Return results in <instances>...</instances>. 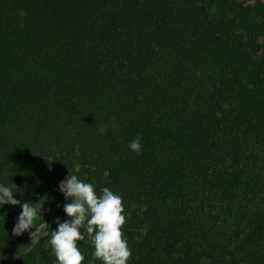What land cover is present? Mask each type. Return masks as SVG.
Instances as JSON below:
<instances>
[{
  "label": "trees",
  "instance_id": "trees-1",
  "mask_svg": "<svg viewBox=\"0 0 264 264\" xmlns=\"http://www.w3.org/2000/svg\"><path fill=\"white\" fill-rule=\"evenodd\" d=\"M70 168L128 264H264V0H0V184L50 226L7 264H58Z\"/></svg>",
  "mask_w": 264,
  "mask_h": 264
},
{
  "label": "clouds",
  "instance_id": "clouds-1",
  "mask_svg": "<svg viewBox=\"0 0 264 264\" xmlns=\"http://www.w3.org/2000/svg\"><path fill=\"white\" fill-rule=\"evenodd\" d=\"M129 147L139 154L142 150L140 138L131 141ZM59 190L71 202L63 205L70 219L61 221L57 218L58 227L51 231L49 243L58 264H83L85 256L78 248V241L85 240L81 229L86 231L94 246V260H101L103 264H128L132 252L122 231L126 223L122 197L108 187L102 188L98 195L95 186L80 180L71 168L69 175L60 181ZM4 204L18 205L21 202L14 198L10 187L0 184V205ZM40 213L41 209L34 203H23L13 234L30 231ZM30 236L31 245L35 246L39 242L37 231H30Z\"/></svg>",
  "mask_w": 264,
  "mask_h": 264
},
{
  "label": "rangeland",
  "instance_id": "rangeland-1",
  "mask_svg": "<svg viewBox=\"0 0 264 264\" xmlns=\"http://www.w3.org/2000/svg\"><path fill=\"white\" fill-rule=\"evenodd\" d=\"M112 125L116 127L118 122L113 121ZM18 200L21 204L0 206V264H7L12 259L17 258L33 247L31 245L30 231H37V237L40 240L48 232L50 227L48 223L36 224L35 222L36 228L33 227L30 231H25L22 235H14L12 230L22 211V204L27 203L20 199Z\"/></svg>",
  "mask_w": 264,
  "mask_h": 264
}]
</instances>
